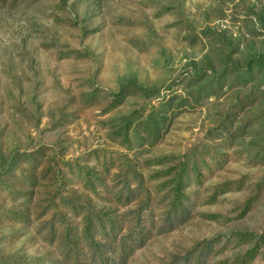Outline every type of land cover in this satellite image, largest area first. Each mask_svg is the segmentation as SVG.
Returning a JSON list of instances; mask_svg holds the SVG:
<instances>
[{"label": "rangeland", "instance_id": "374dc122", "mask_svg": "<svg viewBox=\"0 0 264 264\" xmlns=\"http://www.w3.org/2000/svg\"><path fill=\"white\" fill-rule=\"evenodd\" d=\"M2 183L0 264L86 262V215L145 210L117 264H264V0H0Z\"/></svg>", "mask_w": 264, "mask_h": 264}, {"label": "trees", "instance_id": "16d2710c", "mask_svg": "<svg viewBox=\"0 0 264 264\" xmlns=\"http://www.w3.org/2000/svg\"><path fill=\"white\" fill-rule=\"evenodd\" d=\"M137 114H140V112H137ZM133 120L126 121L124 128H122L121 133L124 135V139L127 141H130V129L133 125ZM157 119L153 120L150 119L148 122L155 126V122ZM161 123L159 122V125ZM143 144H136V148L141 147ZM180 169L177 171V177L174 180V189L173 193L174 198L172 200V209L173 214L170 213L169 217L166 218V226H162L161 230L163 229H173L180 225H182L187 219H188V212L186 207L185 196L181 194V191L186 189L187 184L189 183L191 179V173L190 171L195 172L196 178L199 180V176H201V173L199 171H196L192 168L191 162L189 158L181 162ZM24 180L27 182L34 181V177L28 173L22 172L20 175ZM0 187H2L3 190L10 192L11 196L14 197V191L13 189L7 185V184H1ZM1 190V189H0ZM123 189L119 190L118 196L123 195L122 194ZM132 197L129 193H127V198L124 203H129L132 201ZM72 211H78L76 207L71 206L70 208ZM85 212V211H84ZM150 212L145 210L143 213H139L137 215V222H138V228L133 230L131 234H122L121 226L115 222L114 220H111L109 218L105 217V214H101V218L97 216H90L86 215L84 217L85 221L87 222V234L89 233V236L87 237L90 239L93 236L99 237L100 239L106 241L105 244H97V243H91V251L90 254H84L85 258L88 260L86 262L78 261L75 258H70L69 261L74 260V264H117V259L119 255H127L128 253L133 252L136 248L141 247L145 244L147 238L150 236L149 230L146 229L147 223H149L150 219ZM68 248L66 249L65 257H68V255H76L73 250L76 252L78 251L76 247H74L73 244H67ZM102 245L101 247H99ZM208 249V248H207ZM210 249V248H209ZM103 253H108L110 255H118L117 258L115 256H112L111 258H104ZM253 255L251 252L250 257ZM125 257V256H124ZM124 257L121 258V264H125L126 260ZM204 258H206L204 256ZM67 259V258H66ZM183 259V258H180ZM178 259L175 261L174 264H181L182 261ZM184 259L186 261L189 260L188 256H184ZM196 264L201 263V260L199 257L195 258Z\"/></svg>", "mask_w": 264, "mask_h": 264}]
</instances>
